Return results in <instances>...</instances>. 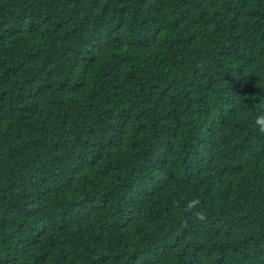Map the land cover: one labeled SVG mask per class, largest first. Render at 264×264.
<instances>
[{"label": "trees", "instance_id": "trees-1", "mask_svg": "<svg viewBox=\"0 0 264 264\" xmlns=\"http://www.w3.org/2000/svg\"><path fill=\"white\" fill-rule=\"evenodd\" d=\"M261 115L264 0H0V264H264Z\"/></svg>", "mask_w": 264, "mask_h": 264}, {"label": "clouds", "instance_id": "clouds-1", "mask_svg": "<svg viewBox=\"0 0 264 264\" xmlns=\"http://www.w3.org/2000/svg\"><path fill=\"white\" fill-rule=\"evenodd\" d=\"M254 127L260 134L264 135V115H261L256 118ZM200 204L201 201L197 198H194L187 202L186 211H192L197 219L204 220L205 215L202 211H194L199 208Z\"/></svg>", "mask_w": 264, "mask_h": 264}]
</instances>
